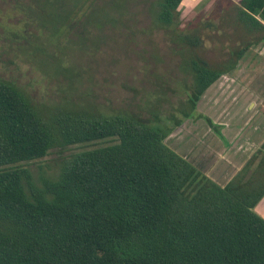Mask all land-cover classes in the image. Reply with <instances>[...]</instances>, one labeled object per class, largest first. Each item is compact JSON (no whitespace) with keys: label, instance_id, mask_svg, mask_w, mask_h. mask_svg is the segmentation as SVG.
Segmentation results:
<instances>
[{"label":"trees","instance_id":"trees-1","mask_svg":"<svg viewBox=\"0 0 264 264\" xmlns=\"http://www.w3.org/2000/svg\"><path fill=\"white\" fill-rule=\"evenodd\" d=\"M41 1L32 0L27 14L49 39L108 18L103 9V17L84 12L82 0ZM180 4L157 0L155 21L173 26L170 41L190 78L180 110L186 119L205 90L264 40V0H240L230 20L188 29L180 27ZM229 21L245 38L223 60L209 61L204 43ZM55 59L51 73L67 71ZM171 131L127 112L68 103L43 110L0 78V264H264V218L254 211L264 175L238 174L220 186L165 144ZM105 140L74 152L40 185L23 164L52 148Z\"/></svg>","mask_w":264,"mask_h":264},{"label":"rangeland","instance_id":"rangeland-1","mask_svg":"<svg viewBox=\"0 0 264 264\" xmlns=\"http://www.w3.org/2000/svg\"><path fill=\"white\" fill-rule=\"evenodd\" d=\"M31 1L20 0L19 5L16 0H0V78L16 83L43 110L68 103L105 115L127 112L150 124H166L172 131L164 138L165 144L189 161H197V146L209 127L197 114H208L215 99L206 91L189 119L182 116L190 78L182 73L187 70L182 69V57L170 41L167 28L173 26L162 28L155 21L157 0H82L84 12L94 10L99 15L103 9L107 21L52 39L34 29L36 22L27 14ZM239 1L184 0L178 8L180 27L188 29L205 21L219 24L223 17L230 20ZM219 27L211 30L204 43L203 55L212 62L223 60L229 46L245 38L243 29L230 21ZM259 50L250 47L249 56ZM55 58L61 59L67 71L51 73ZM215 88L224 118L227 91L224 86ZM177 120L185 123L176 125ZM103 142L107 140L52 148L44 157L23 164L40 185L44 178L57 175L74 152ZM201 163L209 167L207 161Z\"/></svg>","mask_w":264,"mask_h":264},{"label":"crops","instance_id":"crops-1","mask_svg":"<svg viewBox=\"0 0 264 264\" xmlns=\"http://www.w3.org/2000/svg\"><path fill=\"white\" fill-rule=\"evenodd\" d=\"M252 46L263 56L258 52L249 56L248 49L230 73L222 74L205 90L215 99V106L210 105L208 114H200L208 116L217 127H208L206 138L199 141L195 152L199 155L197 161L190 162L220 186L238 174L244 179L264 175V40ZM221 86L227 91L224 118L215 88ZM203 160L208 168L202 165ZM254 211L264 218V194Z\"/></svg>","mask_w":264,"mask_h":264},{"label":"flooded vegetation","instance_id":"flooded-vegetation-1","mask_svg":"<svg viewBox=\"0 0 264 264\" xmlns=\"http://www.w3.org/2000/svg\"><path fill=\"white\" fill-rule=\"evenodd\" d=\"M186 119H189V118H186ZM184 122H185V121H184ZM184 122H183V123L181 122L182 124H181V123H180V124H181V125H183V124H184ZM180 124H179V125H180ZM208 126H209V125H208ZM209 127H210V126H209Z\"/></svg>","mask_w":264,"mask_h":264},{"label":"clouds","instance_id":"clouds-1","mask_svg":"<svg viewBox=\"0 0 264 264\" xmlns=\"http://www.w3.org/2000/svg\"><path fill=\"white\" fill-rule=\"evenodd\" d=\"M181 2L183 3V2H184V0H181Z\"/></svg>","mask_w":264,"mask_h":264}]
</instances>
